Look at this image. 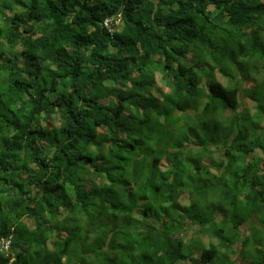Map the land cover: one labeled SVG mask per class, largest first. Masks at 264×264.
Listing matches in <instances>:
<instances>
[{
  "label": "trees",
  "instance_id": "obj_1",
  "mask_svg": "<svg viewBox=\"0 0 264 264\" xmlns=\"http://www.w3.org/2000/svg\"><path fill=\"white\" fill-rule=\"evenodd\" d=\"M9 236L0 264H264V0H0Z\"/></svg>",
  "mask_w": 264,
  "mask_h": 264
},
{
  "label": "clouds",
  "instance_id": "obj_2",
  "mask_svg": "<svg viewBox=\"0 0 264 264\" xmlns=\"http://www.w3.org/2000/svg\"><path fill=\"white\" fill-rule=\"evenodd\" d=\"M108 20H110V19H108ZM114 23H115V21H114ZM107 28L108 29L112 28V26L111 27H107ZM109 31H113V30L109 29ZM139 209H141V208H139ZM135 218L136 219H140L139 210H138L137 215L135 216ZM41 219L42 220H46L45 218H41ZM47 223H49V222H46V224ZM11 242H12V240H11L10 236L7 239H3V240L0 239V252L5 254V256H9L10 257L9 263H11V262H13L15 260V252L11 249V247H12V243Z\"/></svg>",
  "mask_w": 264,
  "mask_h": 264
},
{
  "label": "rangeland",
  "instance_id": "obj_3",
  "mask_svg": "<svg viewBox=\"0 0 264 264\" xmlns=\"http://www.w3.org/2000/svg\"><path fill=\"white\" fill-rule=\"evenodd\" d=\"M218 76H220V75H218ZM244 104H245L248 108H250V110H252V111H253V109L255 108V104H252V102H251L249 99H246V100L244 101ZM184 199H185V194L182 196V198H181V202H184V203H185L186 199H185V201H184ZM214 227H215V226H214ZM216 229H217V228H216ZM191 234H192V233H191ZM215 242H216V241H214V245H215ZM221 249H223V248H221ZM33 253H35V251H32L31 255H33ZM233 258L235 259L236 264H248V261H245L244 259H242V258L239 257L238 255H234ZM29 261H30V263H31V260H29Z\"/></svg>",
  "mask_w": 264,
  "mask_h": 264
},
{
  "label": "crops",
  "instance_id": "obj_4",
  "mask_svg": "<svg viewBox=\"0 0 264 264\" xmlns=\"http://www.w3.org/2000/svg\"><path fill=\"white\" fill-rule=\"evenodd\" d=\"M119 19H120V15H118L117 17H115V20H114V21H115V24H116V25H117L118 23H120V22H119ZM106 20H108V19H105V21H106ZM105 21H104V22H105ZM109 29H112V28H109ZM185 196H186V194H185ZM187 196H188V193H187ZM185 199H186V201H187V198H185ZM43 221L45 222L46 220H43ZM52 224H54L53 221H50V219H49V223H47V224L44 225V226H46V227H50ZM238 248H240V247H238ZM40 260H41V259H40ZM40 260H39V261L37 260V261H38L37 264H42V262H41Z\"/></svg>",
  "mask_w": 264,
  "mask_h": 264
},
{
  "label": "built area",
  "instance_id": "obj_5",
  "mask_svg": "<svg viewBox=\"0 0 264 264\" xmlns=\"http://www.w3.org/2000/svg\"><path fill=\"white\" fill-rule=\"evenodd\" d=\"M104 24H105V26H107V27H111V26H112V23H111L109 20H106V21L104 22Z\"/></svg>",
  "mask_w": 264,
  "mask_h": 264
}]
</instances>
